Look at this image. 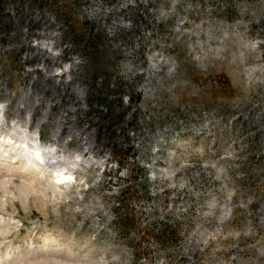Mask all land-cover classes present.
Returning a JSON list of instances; mask_svg holds the SVG:
<instances>
[{
	"label": "rangeland",
	"instance_id": "rangeland-1",
	"mask_svg": "<svg viewBox=\"0 0 264 264\" xmlns=\"http://www.w3.org/2000/svg\"><path fill=\"white\" fill-rule=\"evenodd\" d=\"M38 10L85 57L88 107L25 93L12 51L0 59L8 123L29 95L44 143L62 117L98 151L68 187L0 172V264H264V0H0V24ZM127 211L135 227L121 230ZM165 224L171 244L150 235Z\"/></svg>",
	"mask_w": 264,
	"mask_h": 264
},
{
	"label": "bare ground",
	"instance_id": "bare-ground-1",
	"mask_svg": "<svg viewBox=\"0 0 264 264\" xmlns=\"http://www.w3.org/2000/svg\"><path fill=\"white\" fill-rule=\"evenodd\" d=\"M17 25L0 24V59L12 51L19 52L24 63V92L38 98L41 95L42 100L44 94L49 96V100L55 96L65 97L70 103L69 108L77 112L86 109L90 85L80 79L86 59L74 50V41H65L64 30L54 15L38 10ZM94 83L104 91L105 75H97ZM28 97L21 98L17 119L10 125L7 120L9 102L0 101V172L18 168L27 173L35 172L54 187H68L70 180L75 178L74 166L81 164V154L93 155L98 151L94 149V136L89 131L82 134L85 128L66 125L59 117L60 123L50 130L48 143H44L41 129H30L34 105ZM25 107L27 114L23 117L22 109ZM50 111L48 108L44 112L38 122L39 127L48 120ZM58 147H62L59 149L63 153L76 154V158L73 160L67 154H58Z\"/></svg>",
	"mask_w": 264,
	"mask_h": 264
},
{
	"label": "trees",
	"instance_id": "trees-1",
	"mask_svg": "<svg viewBox=\"0 0 264 264\" xmlns=\"http://www.w3.org/2000/svg\"><path fill=\"white\" fill-rule=\"evenodd\" d=\"M129 188L126 187V190H122V195L125 191H127ZM120 207L126 209L128 207L127 203L125 201L120 202ZM128 209V208H127ZM117 225L121 230H126L132 227H135L134 225V218L131 216V213L127 211L125 213V216L119 217L116 221ZM152 239L157 243H163V244H171L174 239H176V228L169 224H165L163 227L152 230L151 232ZM140 247V246H139ZM138 245L135 247L138 251ZM137 251L135 254H137Z\"/></svg>",
	"mask_w": 264,
	"mask_h": 264
}]
</instances>
